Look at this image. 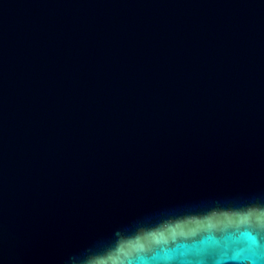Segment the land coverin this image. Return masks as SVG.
<instances>
[{
    "label": "water",
    "instance_id": "obj_1",
    "mask_svg": "<svg viewBox=\"0 0 264 264\" xmlns=\"http://www.w3.org/2000/svg\"><path fill=\"white\" fill-rule=\"evenodd\" d=\"M0 264H264V0H0Z\"/></svg>",
    "mask_w": 264,
    "mask_h": 264
}]
</instances>
